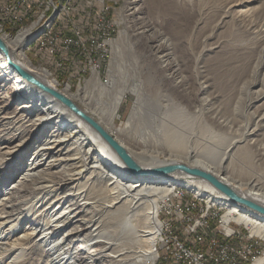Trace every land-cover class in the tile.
Masks as SVG:
<instances>
[{
	"label": "bare ground",
	"instance_id": "obj_1",
	"mask_svg": "<svg viewBox=\"0 0 264 264\" xmlns=\"http://www.w3.org/2000/svg\"><path fill=\"white\" fill-rule=\"evenodd\" d=\"M65 1V5L69 4V0ZM142 1H129L131 16L140 12L138 5ZM250 2L263 0L229 2L216 29L221 32L229 24H252L250 12L254 8L244 9ZM44 5L43 0L39 21L48 8ZM147 32L144 26L136 34L145 36L148 54L165 63L143 68L148 86L150 83L147 90L156 85L165 92L155 98L146 93L145 85L138 93L133 92L136 100L121 132L114 126L120 95L113 104L100 109L87 92L73 93L68 85L60 88L47 70L33 66L26 57L25 45L35 32L26 29L14 37H5L0 31L6 47H0V264H157L166 239L158 202L173 198L172 188L187 189L219 204L215 210L228 212L226 221L234 217L231 213L238 214L237 220L246 225L251 235L264 239V213L233 201L203 178L181 170L146 177L132 175L93 125L58 97L24 79L14 66L72 100L125 147L141 167L183 163L200 168L264 207V173L258 170V164L264 163V46L247 83L238 134L223 140L225 133L208 122L205 137L199 131L206 121L203 110L220 127H231L230 120L214 107L201 76L205 53L197 56L199 88L192 99L187 94L181 66L169 61L167 44L153 46L155 39L150 40ZM215 32L213 29L206 36L213 37L205 46L206 56L224 48ZM112 80L110 73L108 81ZM171 94L187 95L189 105ZM211 135L218 140H212ZM33 140L39 141L26 166L23 159L16 165V157L33 145ZM246 150L251 155L247 156ZM11 179L14 181L7 186Z\"/></svg>",
	"mask_w": 264,
	"mask_h": 264
},
{
	"label": "rangeland",
	"instance_id": "obj_2",
	"mask_svg": "<svg viewBox=\"0 0 264 264\" xmlns=\"http://www.w3.org/2000/svg\"><path fill=\"white\" fill-rule=\"evenodd\" d=\"M129 1L106 0L111 9L105 16L115 21L113 25L115 31L111 34L109 45L106 46L108 51L97 53L96 69L90 67L86 55L78 49L64 55L66 64L63 68L54 65V62L46 54H38L36 50L35 43H38L42 38H46L58 25V21L62 19L63 15L68 12L69 4L65 5V0H44L48 8L42 21L38 19L42 12L41 6L35 9V15L25 18L14 27L5 22V18L0 16V31L5 37H14L21 30L26 29L35 32L36 35L25 45L26 57L33 66L47 70L50 77L57 82L60 88L68 85L73 93L78 91L87 92L93 97L96 107L99 106L100 109L106 105L109 106L108 104H113L120 95L122 100L115 111L114 126L123 132L133 102L136 100V95L133 92L138 93V90L144 88V85L146 93H151L155 98H159L165 92L163 87L156 85L151 86L149 92L147 90L150 83L148 86L143 68L145 66L156 68V66L160 67L165 63L161 64L153 55L148 54V51L144 48L145 36L136 34L139 29L145 26L148 29L146 33L148 38L150 40L155 39L154 43L152 42L153 46L167 44V51L171 54V60L169 61L172 65L174 62L181 66L187 82V94L192 99L199 88L197 73L200 74V72L196 68L197 56L205 53V58L201 61L203 64L201 76L205 78L204 80L208 85L209 97L214 102V107L219 110L220 115L230 120L231 127L228 129L226 125L223 128L220 127L212 117L207 116V110H203L206 121L199 128V131L203 132L205 137L204 132L209 129L208 122L212 127L220 128L225 133V136L221 138L223 140L225 138L227 140V136L238 134L237 124L242 119V108L247 99V83L252 79L255 63L259 58L260 50L264 46V0L262 3L250 2L251 4L244 6V9L254 8L250 12L253 18L252 24H248V22L247 25L245 24L246 26L229 24L221 32L216 29V23L228 3L233 0H143L138 5L140 12L135 16L129 14V8L132 7ZM81 2L82 4L78 5L79 14L85 18L86 15L91 13L90 24L88 25H93L94 20L103 14L101 11L102 5L97 3V0H81ZM85 24L86 21L83 22V26ZM213 29L216 31L215 34H219V37L223 40L224 48L219 53L206 56L205 46L213 40V37L207 39L206 36ZM97 39L102 41L101 38ZM38 55L39 61H34L32 57ZM157 63H159V66ZM60 73L64 77H60ZM110 73L113 74L111 82L108 81ZM256 89H259V87H256ZM184 96L174 95L173 98L179 100L182 104L189 105L187 95ZM79 103L84 107L81 101ZM45 138H47V135L43 140ZM212 138L215 141L218 140L215 135H211ZM38 141L33 140V145L24 149L16 157V165L23 159V165L26 166ZM246 153L247 156L249 153L251 155L249 150H246ZM183 160L187 161L186 159ZM258 165L260 166L258 170L264 173V163ZM251 167L253 168V166ZM22 171L20 170L14 178H18ZM229 171L231 172L232 169L230 168ZM244 174L248 176L249 173L245 172ZM13 179L7 183V186L14 181ZM180 190L189 192L188 197L193 198L195 202L205 203L204 200H206L211 210H215L217 207L220 208L219 204L209 201L206 197L184 188H180ZM171 199L172 197L164 203L159 201L158 206L161 221L163 222L166 219L169 224L173 225V217L167 212L168 209L162 211V207L169 203ZM211 204L217 206H211ZM218 211L224 212L221 209H218ZM240 230L248 236V231L244 228H240ZM61 235L62 233L56 237ZM261 241L264 243V239ZM168 254L167 251L163 253L158 264H171L169 258L165 259Z\"/></svg>",
	"mask_w": 264,
	"mask_h": 264
},
{
	"label": "built area",
	"instance_id": "obj_3",
	"mask_svg": "<svg viewBox=\"0 0 264 264\" xmlns=\"http://www.w3.org/2000/svg\"><path fill=\"white\" fill-rule=\"evenodd\" d=\"M42 1L0 0V16L14 26L35 15V9L42 5ZM80 3L81 0H69L68 12L58 25L46 38L35 43L38 54H46L60 68L66 64L64 55L78 49L86 55L90 67L96 69L97 53L108 51L106 46L115 31V21L105 16L111 9L106 0H97L102 5L103 14L90 26L91 13L82 17ZM172 189L173 198L162 211L168 209L174 222L172 225L163 220L166 239L157 264L166 251L169 254L165 259L169 258L171 264H264L263 238L251 235L246 225L237 220L238 214L231 213L234 217L226 221L224 216L228 212L208 209L204 203L188 197L189 192ZM240 228L248 231V236Z\"/></svg>",
	"mask_w": 264,
	"mask_h": 264
},
{
	"label": "water",
	"instance_id": "obj_4",
	"mask_svg": "<svg viewBox=\"0 0 264 264\" xmlns=\"http://www.w3.org/2000/svg\"><path fill=\"white\" fill-rule=\"evenodd\" d=\"M0 47L6 48L3 41L0 38ZM14 66L19 70L21 75L24 79H26L29 82L35 83L42 87L43 89L49 91L54 96L58 97L61 101H63L67 106H69L73 111H75L77 114L82 116L85 120H87L93 127L108 141V143L116 150V152L119 154V156L124 160V162L127 164V166L130 168L134 176H143L146 177L150 174H158L163 175L165 173H171L177 170H181L183 172H186L188 174L198 176L200 178H203L209 182H211L213 185H215L222 193L227 195L230 199L233 201H237L239 203H243L253 209H256L262 213H264V207L261 205L255 203L252 200L246 199L242 196H240L230 185L227 183H224L220 179H218L216 176L212 175L211 173L204 171L200 168L196 167H190L183 163H177V164H171L166 165L159 168H153V169H145L141 167L137 161L131 156V154L123 147L117 140H115L106 130L105 128L100 125L96 120H94L91 116L84 113L72 100L68 99L67 97L63 96L60 92L57 90L51 89L48 86L44 85L43 83L39 82L35 77H33L31 74L26 72L21 67L14 64Z\"/></svg>",
	"mask_w": 264,
	"mask_h": 264
},
{
	"label": "trees",
	"instance_id": "obj_5",
	"mask_svg": "<svg viewBox=\"0 0 264 264\" xmlns=\"http://www.w3.org/2000/svg\"><path fill=\"white\" fill-rule=\"evenodd\" d=\"M32 58L34 59V61H37V62H38L39 59H40V58H39V55H38V56H33ZM58 71H60V70H58ZM60 72H62V71H60ZM59 76H60V77H64L61 73L59 74Z\"/></svg>",
	"mask_w": 264,
	"mask_h": 264
}]
</instances>
